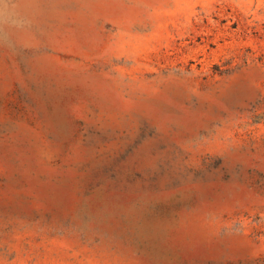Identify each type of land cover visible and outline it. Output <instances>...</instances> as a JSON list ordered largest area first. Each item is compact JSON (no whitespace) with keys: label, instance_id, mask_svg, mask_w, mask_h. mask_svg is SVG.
I'll list each match as a JSON object with an SVG mask.
<instances>
[{"label":"rangeland","instance_id":"1","mask_svg":"<svg viewBox=\"0 0 264 264\" xmlns=\"http://www.w3.org/2000/svg\"><path fill=\"white\" fill-rule=\"evenodd\" d=\"M0 264H264V0H0Z\"/></svg>","mask_w":264,"mask_h":264}]
</instances>
